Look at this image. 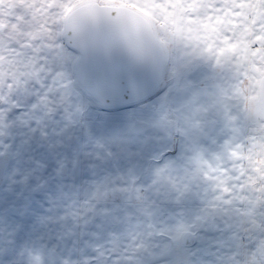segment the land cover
Listing matches in <instances>:
<instances>
[{
    "label": "clouds",
    "instance_id": "1",
    "mask_svg": "<svg viewBox=\"0 0 264 264\" xmlns=\"http://www.w3.org/2000/svg\"><path fill=\"white\" fill-rule=\"evenodd\" d=\"M12 5L2 0L0 11L10 14ZM185 15L198 19L169 24L160 30L164 44L155 45L170 53L168 64L181 84L169 92L172 102L156 112L151 126L105 127L85 137L79 166L74 161L51 193L67 200L69 212L87 211L97 193L119 195L114 189L124 185L143 197L137 207L155 201L154 214L135 236L120 230L88 249L57 246L53 264H264V0H246L243 7L235 0H197ZM22 39L11 27L0 29V178L26 150V125L42 97L64 96L60 115L79 119L72 85L56 77L55 64L35 60ZM33 88L38 96L30 94ZM222 103L231 111L227 143L201 151L198 145L206 141L199 126L215 118ZM230 149L241 157L234 159ZM216 151L232 177L227 216L219 215L223 204L212 192L195 208L187 197V210L178 212L173 186L209 187L211 174H219ZM80 169L88 175L78 179L74 170ZM18 255V247L0 246V264H19Z\"/></svg>",
    "mask_w": 264,
    "mask_h": 264
},
{
    "label": "crops",
    "instance_id": "2",
    "mask_svg": "<svg viewBox=\"0 0 264 264\" xmlns=\"http://www.w3.org/2000/svg\"><path fill=\"white\" fill-rule=\"evenodd\" d=\"M91 2L126 6L139 12L148 20L160 45L164 44L161 29L167 30L169 24L181 21L194 23L198 19L185 15L194 9L197 0H13L10 14L0 11V29L8 26L18 31L23 37L22 43L34 49L35 60L47 62L46 66L55 64L58 67L56 77L72 85L71 94L78 101L76 113L79 119L72 121L67 113L60 115L58 109V105L64 103V96L55 101L46 95L42 97L40 103L32 108L26 125V150L15 154L7 177L0 178V246L18 247L19 264H53L52 255L57 246L88 249L94 247L102 235H118L120 227L135 236L154 214L155 201L147 208L137 207L134 202L143 197L140 193L130 192L124 185L114 189L119 195L97 193L88 201L87 211L75 208L69 212L64 207L67 200L51 195L66 169L73 167L74 161L76 167L79 166L80 155L85 150V137L105 127L135 129L151 126L156 112L174 99L169 92L181 89L180 81L175 77V67L168 64L170 53L164 47V76L162 88L156 94L160 95L156 98L119 107H104L79 88L73 70L78 54L66 44L64 26L72 10ZM235 2L243 7L246 0ZM231 12L228 9L226 14ZM233 14L244 15L241 12ZM165 88L169 91H164ZM30 94L38 96L39 92L33 88ZM230 118L228 105L222 103L215 118L199 126V137L206 141L198 145L201 151L209 145L227 143L226 129ZM229 151L237 160L242 155L236 149ZM214 155L221 163L215 170L219 174H211L209 187L198 188L193 184L189 189L179 191L173 186L172 202L178 212L187 210L184 207L187 197L191 196V206L195 208L208 192H212L215 199L223 204V207L217 206L219 215L227 216L230 203L227 197L233 191L232 177L228 175L229 170L223 169L222 154L216 151ZM74 174L79 179L87 176L88 172L80 169L78 172L74 170ZM164 195L167 197L168 194Z\"/></svg>",
    "mask_w": 264,
    "mask_h": 264
},
{
    "label": "water",
    "instance_id": "3",
    "mask_svg": "<svg viewBox=\"0 0 264 264\" xmlns=\"http://www.w3.org/2000/svg\"><path fill=\"white\" fill-rule=\"evenodd\" d=\"M64 38L78 53V84L104 107L141 101L162 82L163 48L148 20L129 7L80 5L66 17Z\"/></svg>",
    "mask_w": 264,
    "mask_h": 264
},
{
    "label": "rangeland",
    "instance_id": "4",
    "mask_svg": "<svg viewBox=\"0 0 264 264\" xmlns=\"http://www.w3.org/2000/svg\"><path fill=\"white\" fill-rule=\"evenodd\" d=\"M69 47V46H68ZM73 50V49H72ZM78 54V53H77ZM165 62H166V60H165ZM163 76H164V73H163ZM162 82H163V78H162ZM161 82V83H162ZM78 84V83H77ZM78 87L79 88H81L82 90H83V88L78 84ZM161 88H162V86H161V84H160V86L158 87V89L153 93V94H151L149 97H147V98H150V97H154V98H156L157 96H159V95H156L157 94V92H159L160 90H161ZM156 95V96H155ZM147 98H145V99H147ZM119 230H121V227H120V229ZM127 231V230H126ZM128 232V231H127Z\"/></svg>",
    "mask_w": 264,
    "mask_h": 264
}]
</instances>
